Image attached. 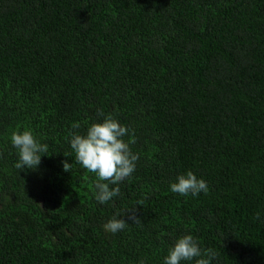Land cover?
Segmentation results:
<instances>
[{"label":"trees","instance_id":"obj_1","mask_svg":"<svg viewBox=\"0 0 264 264\" xmlns=\"http://www.w3.org/2000/svg\"><path fill=\"white\" fill-rule=\"evenodd\" d=\"M109 114L139 159L100 204L71 139ZM188 171L207 193L170 190ZM189 234L264 264V0H0V264H164Z\"/></svg>","mask_w":264,"mask_h":264},{"label":"clouds","instance_id":"obj_2","mask_svg":"<svg viewBox=\"0 0 264 264\" xmlns=\"http://www.w3.org/2000/svg\"><path fill=\"white\" fill-rule=\"evenodd\" d=\"M78 127L79 124L73 125V128ZM129 132L127 127L109 114L101 123H93L86 135L72 136L71 148L75 151L76 161L99 178L94 187L96 200L100 204L117 197L120 194L119 184L135 171L139 157L130 150V143H135L134 134L129 141L124 139ZM11 142L18 149L19 159L15 164L17 169L37 168L41 163V153L47 152V145L37 141L30 130L13 132ZM63 167L65 171H69L70 164L65 161ZM170 190L181 195L191 193L196 196L201 192L207 193L209 188L204 179L197 178L192 171H188L177 177V182L170 185ZM128 219L140 223V218L135 214H129ZM127 223L126 219L113 216L104 224V229L106 232L116 233L123 230ZM215 255L211 248L202 250L198 241L189 234L176 240L164 264H180L181 261H191L193 258H197L195 264H212ZM139 264H144V261H139Z\"/></svg>","mask_w":264,"mask_h":264}]
</instances>
